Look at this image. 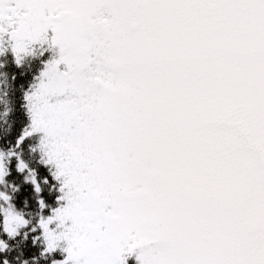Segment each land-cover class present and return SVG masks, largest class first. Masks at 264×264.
Returning <instances> with one entry per match:
<instances>
[{
    "label": "snow or ice",
    "instance_id": "6c2138e0",
    "mask_svg": "<svg viewBox=\"0 0 264 264\" xmlns=\"http://www.w3.org/2000/svg\"><path fill=\"white\" fill-rule=\"evenodd\" d=\"M0 264H264V0H0Z\"/></svg>",
    "mask_w": 264,
    "mask_h": 264
}]
</instances>
